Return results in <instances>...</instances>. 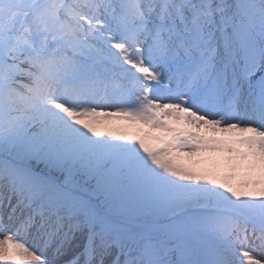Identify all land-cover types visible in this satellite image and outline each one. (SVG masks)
Returning <instances> with one entry per match:
<instances>
[{
  "label": "snow or ice",
  "instance_id": "1",
  "mask_svg": "<svg viewBox=\"0 0 264 264\" xmlns=\"http://www.w3.org/2000/svg\"><path fill=\"white\" fill-rule=\"evenodd\" d=\"M0 264H264V0H0Z\"/></svg>",
  "mask_w": 264,
  "mask_h": 264
},
{
  "label": "rangeland",
  "instance_id": "2",
  "mask_svg": "<svg viewBox=\"0 0 264 264\" xmlns=\"http://www.w3.org/2000/svg\"><path fill=\"white\" fill-rule=\"evenodd\" d=\"M215 159H218V157H215L214 155L212 158H209V156H197L192 158L190 161L185 160L184 163L187 164L192 171L196 172L197 174H202L207 171L214 170Z\"/></svg>",
  "mask_w": 264,
  "mask_h": 264
}]
</instances>
